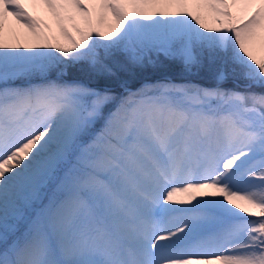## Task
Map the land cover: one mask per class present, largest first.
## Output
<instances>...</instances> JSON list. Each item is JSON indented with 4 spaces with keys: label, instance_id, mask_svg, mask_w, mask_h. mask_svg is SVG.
I'll return each instance as SVG.
<instances>
[{
    "label": "snow or ice",
    "instance_id": "obj_1",
    "mask_svg": "<svg viewBox=\"0 0 264 264\" xmlns=\"http://www.w3.org/2000/svg\"><path fill=\"white\" fill-rule=\"evenodd\" d=\"M0 264H264V0H0Z\"/></svg>",
    "mask_w": 264,
    "mask_h": 264
},
{
    "label": "trees",
    "instance_id": "obj_2",
    "mask_svg": "<svg viewBox=\"0 0 264 264\" xmlns=\"http://www.w3.org/2000/svg\"><path fill=\"white\" fill-rule=\"evenodd\" d=\"M67 78L89 81V77L87 76V74L81 70V65L70 64ZM163 78L175 80H194L204 85H210L213 83L211 73L203 68L193 69V72L191 74H188L183 72V70L178 65L168 63H164L162 64V66L156 69L147 68L143 71H137L131 76L129 82L133 85V87H137L145 81L155 79L158 80ZM89 82L94 83V81ZM226 82L230 84L235 83V81L232 79H228V81Z\"/></svg>",
    "mask_w": 264,
    "mask_h": 264
},
{
    "label": "bare ground",
    "instance_id": "obj_3",
    "mask_svg": "<svg viewBox=\"0 0 264 264\" xmlns=\"http://www.w3.org/2000/svg\"><path fill=\"white\" fill-rule=\"evenodd\" d=\"M255 183H257V182H255V181L252 182V184H255ZM234 190L252 191L254 189H253L251 184H249V185L239 184V185L234 186ZM157 234H159V233H157Z\"/></svg>",
    "mask_w": 264,
    "mask_h": 264
},
{
    "label": "rangeland",
    "instance_id": "obj_4",
    "mask_svg": "<svg viewBox=\"0 0 264 264\" xmlns=\"http://www.w3.org/2000/svg\"><path fill=\"white\" fill-rule=\"evenodd\" d=\"M203 69H205L206 71L210 72L207 68H203ZM15 83H17V81ZM38 203H40V201H36L35 202V204H38ZM35 204L32 207L29 208V212L39 211L40 204L39 205H35ZM20 225L23 226L22 223Z\"/></svg>",
    "mask_w": 264,
    "mask_h": 264
}]
</instances>
